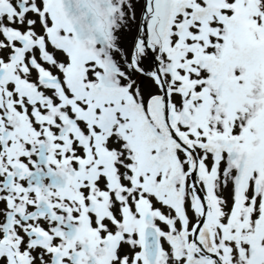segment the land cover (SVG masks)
<instances>
[{
	"label": "snow or ice",
	"instance_id": "1",
	"mask_svg": "<svg viewBox=\"0 0 264 264\" xmlns=\"http://www.w3.org/2000/svg\"><path fill=\"white\" fill-rule=\"evenodd\" d=\"M0 264H264V0H0Z\"/></svg>",
	"mask_w": 264,
	"mask_h": 264
}]
</instances>
